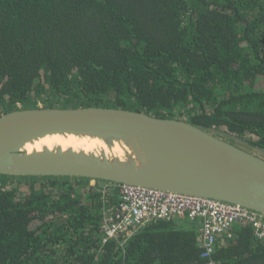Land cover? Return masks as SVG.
Here are the masks:
<instances>
[{
	"label": "trees",
	"instance_id": "16d2710c",
	"mask_svg": "<svg viewBox=\"0 0 264 264\" xmlns=\"http://www.w3.org/2000/svg\"><path fill=\"white\" fill-rule=\"evenodd\" d=\"M39 103L176 118L264 148V0H0V111ZM0 179V264L205 263L197 224L105 241L119 185ZM20 179L33 182L8 186ZM233 232L214 260L264 264V241Z\"/></svg>",
	"mask_w": 264,
	"mask_h": 264
},
{
	"label": "water",
	"instance_id": "95a60500",
	"mask_svg": "<svg viewBox=\"0 0 264 264\" xmlns=\"http://www.w3.org/2000/svg\"><path fill=\"white\" fill-rule=\"evenodd\" d=\"M54 135L99 140L86 151L26 146ZM264 148L217 128L112 107L17 109L0 115V176L90 179L215 199L264 214ZM117 148V149H116Z\"/></svg>",
	"mask_w": 264,
	"mask_h": 264
},
{
	"label": "built area",
	"instance_id": "2783aa9c",
	"mask_svg": "<svg viewBox=\"0 0 264 264\" xmlns=\"http://www.w3.org/2000/svg\"><path fill=\"white\" fill-rule=\"evenodd\" d=\"M120 187L117 205L105 211V241L121 231H141L154 221L197 224L204 264H219L216 250L233 240L236 226L250 227L256 240L264 241V214L247 207L154 188Z\"/></svg>",
	"mask_w": 264,
	"mask_h": 264
},
{
	"label": "bare ground",
	"instance_id": "6f19581e",
	"mask_svg": "<svg viewBox=\"0 0 264 264\" xmlns=\"http://www.w3.org/2000/svg\"><path fill=\"white\" fill-rule=\"evenodd\" d=\"M62 147L64 149L68 147H72L74 149H83L86 151H96L101 148L106 149V146L99 140L93 139H79L73 136H60L54 135L43 138L34 144H29L26 146L28 152H32L33 150L40 151L43 147ZM117 149V148H116Z\"/></svg>",
	"mask_w": 264,
	"mask_h": 264
},
{
	"label": "rangeland",
	"instance_id": "374dc122",
	"mask_svg": "<svg viewBox=\"0 0 264 264\" xmlns=\"http://www.w3.org/2000/svg\"><path fill=\"white\" fill-rule=\"evenodd\" d=\"M43 105H44V103H39V106L40 107H43ZM59 108H61L60 106H58ZM20 108H21V106H20ZM6 113L7 111H6V108H3L1 111H0V114L1 113ZM4 113V114H5ZM243 140H245V141H247V142H250V143H252V141H253V137H247V138H242ZM234 144H236L238 147H240V148H242V149H244V150H247V151H249V152H251V153H253V154H255V155H257V156H259V157H262V158H264V154L263 153H261L260 151H258V150H256V149H254V148H252V147H249V146H247V145H243L242 143H236V142H233ZM25 178V177H24ZM0 181H1V179H0ZM5 183H6V179H4L3 180ZM18 181H20V182H22V184H21V186H23L25 189H27L26 188V184L27 183H31V182H33V179H20V180H15V182H17L16 184H14V181L10 184V182L8 181L7 183H8V186L10 187V188H15V187H18L17 185H18ZM27 181H29V182H27ZM43 184H45V182H44V180L42 179V178H40L37 182H35V187L36 188H39L41 185H43ZM92 184H94L95 185V181H92Z\"/></svg>",
	"mask_w": 264,
	"mask_h": 264
}]
</instances>
